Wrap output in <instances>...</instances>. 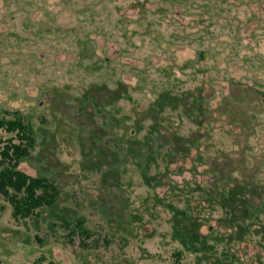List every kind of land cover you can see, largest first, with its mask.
Segmentation results:
<instances>
[{
  "label": "rangeland",
  "instance_id": "obj_1",
  "mask_svg": "<svg viewBox=\"0 0 264 264\" xmlns=\"http://www.w3.org/2000/svg\"><path fill=\"white\" fill-rule=\"evenodd\" d=\"M17 117L56 193L0 264H264V0H0Z\"/></svg>",
  "mask_w": 264,
  "mask_h": 264
},
{
  "label": "trees",
  "instance_id": "obj_2",
  "mask_svg": "<svg viewBox=\"0 0 264 264\" xmlns=\"http://www.w3.org/2000/svg\"><path fill=\"white\" fill-rule=\"evenodd\" d=\"M0 128L18 139L17 143L8 139L0 147V196L10 203L15 217L37 215L40 208L53 203L56 188L46 179L29 177L16 168L33 146V131L19 117L14 120L0 118ZM63 224L66 226L67 222Z\"/></svg>",
  "mask_w": 264,
  "mask_h": 264
}]
</instances>
